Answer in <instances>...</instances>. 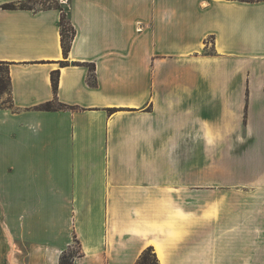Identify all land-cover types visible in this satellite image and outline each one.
<instances>
[{
	"label": "crops",
	"instance_id": "1",
	"mask_svg": "<svg viewBox=\"0 0 264 264\" xmlns=\"http://www.w3.org/2000/svg\"><path fill=\"white\" fill-rule=\"evenodd\" d=\"M45 1L0 0L6 264H264V0H68L67 53Z\"/></svg>",
	"mask_w": 264,
	"mask_h": 264
},
{
	"label": "rangeland",
	"instance_id": "2",
	"mask_svg": "<svg viewBox=\"0 0 264 264\" xmlns=\"http://www.w3.org/2000/svg\"><path fill=\"white\" fill-rule=\"evenodd\" d=\"M43 2L44 5H48L47 1L43 0ZM65 12L68 23V7H65ZM7 105H10L9 78L5 67L0 66V107ZM30 206H32L30 203H7L4 187H0V264L7 263L13 254V248L18 249L17 253L21 254L22 258L26 256L25 248L33 241L32 229L37 228V219L27 218V211ZM78 251V243L74 241L73 247L66 252L68 258H71V255L78 253ZM148 257L150 262L155 264L150 254Z\"/></svg>",
	"mask_w": 264,
	"mask_h": 264
},
{
	"label": "trees",
	"instance_id": "3",
	"mask_svg": "<svg viewBox=\"0 0 264 264\" xmlns=\"http://www.w3.org/2000/svg\"><path fill=\"white\" fill-rule=\"evenodd\" d=\"M42 3H43V6H49V5H44L45 3L43 2V0H42ZM61 4L62 3L57 0L52 5L60 8L62 11V15H61L62 44H63V49H64L65 53H67L71 48V43H72L73 36L75 34V30L73 29V26L71 25V23L69 21L67 23L65 8ZM16 6H17L16 4H5V7H8V8H15ZM20 6L25 7V6H27V3L23 2L20 4ZM53 79H54V82L56 84V78L54 77ZM48 107L50 108L51 105L49 104ZM76 254H73V255H71V258H68V255L65 252L61 257V264H73L72 259ZM148 254H150L152 256L153 262L155 264H159V260L156 256L155 252L153 251L152 247H148L143 252V254L141 255L137 264H153L150 262V258L148 257Z\"/></svg>",
	"mask_w": 264,
	"mask_h": 264
},
{
	"label": "built area",
	"instance_id": "4",
	"mask_svg": "<svg viewBox=\"0 0 264 264\" xmlns=\"http://www.w3.org/2000/svg\"><path fill=\"white\" fill-rule=\"evenodd\" d=\"M60 2L63 3V4H67L68 0H60Z\"/></svg>",
	"mask_w": 264,
	"mask_h": 264
}]
</instances>
